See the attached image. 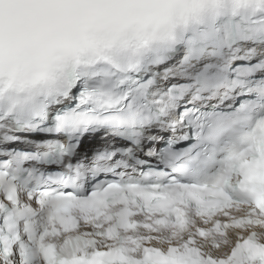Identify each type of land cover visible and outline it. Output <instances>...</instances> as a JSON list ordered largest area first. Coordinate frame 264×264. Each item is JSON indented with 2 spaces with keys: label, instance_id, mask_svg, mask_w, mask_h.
<instances>
[{
  "label": "snow or ice",
  "instance_id": "snow-or-ice-1",
  "mask_svg": "<svg viewBox=\"0 0 264 264\" xmlns=\"http://www.w3.org/2000/svg\"><path fill=\"white\" fill-rule=\"evenodd\" d=\"M0 264H264V0H0Z\"/></svg>",
  "mask_w": 264,
  "mask_h": 264
}]
</instances>
